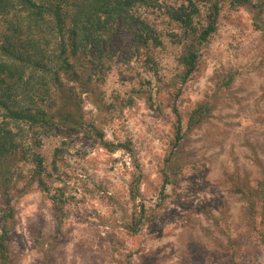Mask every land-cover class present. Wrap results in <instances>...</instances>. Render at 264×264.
<instances>
[{"label": "rangeland", "instance_id": "1", "mask_svg": "<svg viewBox=\"0 0 264 264\" xmlns=\"http://www.w3.org/2000/svg\"><path fill=\"white\" fill-rule=\"evenodd\" d=\"M261 1L233 7L226 0L200 50V70L186 82L178 62L186 39L165 11L182 0L133 8L158 47L147 56L130 54L134 38L125 31L102 58L94 48L80 51L87 66L73 69L78 77H61L63 88L48 81L40 91L45 98L38 104L72 114L77 131L62 125L32 131L0 112V122L21 130L24 151L13 162L19 181L7 206L0 194V227L6 215L13 264H264ZM195 5L204 23L207 7ZM18 17L23 13L0 16V47ZM40 35L48 56L58 55V35ZM95 66L100 73L88 83ZM200 105L208 115L189 129L188 113ZM174 110L182 125L176 144ZM242 190L253 193L260 213H252ZM140 203L153 217L138 224Z\"/></svg>", "mask_w": 264, "mask_h": 264}, {"label": "trees", "instance_id": "2", "mask_svg": "<svg viewBox=\"0 0 264 264\" xmlns=\"http://www.w3.org/2000/svg\"><path fill=\"white\" fill-rule=\"evenodd\" d=\"M227 1L234 7L247 5L250 0ZM154 2L155 0H57L52 3H37L35 0H0V16L23 13V17H18L16 23H11L14 35L6 38L0 47L2 119L15 124L22 123L32 131L59 125L77 131L78 127L72 114L48 113L41 104H38L36 100L42 101L41 97L45 98L40 91L43 87L47 89L49 83L57 90L63 88L62 79L65 76L78 77L79 74L73 69L76 66L81 68L82 65L87 66L78 56L80 51L86 52L87 49L94 48L102 58L109 49L117 47L119 41L116 36L125 31L134 38L130 44V54L143 52L147 56L149 47L156 48L161 42L154 30L144 20L135 16L132 9L138 6L149 7ZM195 2L203 3L207 7L204 23L195 18L198 10ZM225 2L226 0H182V4L177 8H166L167 16L181 26L186 39L184 52L178 59L183 69L182 82L190 80L199 72L200 50L217 30L220 12ZM259 11L264 12V0L259 3ZM24 30L26 36L22 38ZM43 30H47L51 35H58V55L52 56V59L46 51L48 43L44 46L39 40L40 36L43 38L40 35ZM32 31L34 32L31 34ZM36 34L39 35L37 38L34 36ZM150 63L152 66L153 61ZM97 73L100 71L95 66L88 74L87 82L90 83ZM17 91L19 93L21 91L23 95L19 101H15ZM208 111L204 105L193 108L188 113V128L205 119ZM174 114L176 144L182 138V125L176 110ZM21 135L20 129L13 131L8 122H0V194L6 197V206L9 204L10 190L19 181L13 162L16 156L24 152ZM104 147L112 150L116 148L113 144L107 143H104ZM35 163L42 169L40 160H35ZM166 184L165 179L162 187ZM163 193L162 188L161 195ZM243 193L251 202L252 213H260L262 206L257 199L252 198L253 193L244 191ZM132 198L135 200L134 196ZM135 206L140 213L136 221L138 224L144 222V219H152L150 216L153 215L149 217L145 215L148 209L151 211L150 208H145L142 203ZM1 220L4 224L0 227V264H13V254L8 244L11 228L7 226L6 215L1 216ZM133 229L136 230V227Z\"/></svg>", "mask_w": 264, "mask_h": 264}]
</instances>
